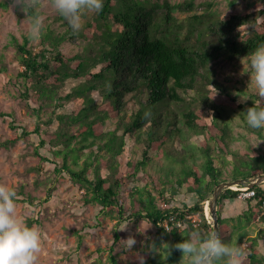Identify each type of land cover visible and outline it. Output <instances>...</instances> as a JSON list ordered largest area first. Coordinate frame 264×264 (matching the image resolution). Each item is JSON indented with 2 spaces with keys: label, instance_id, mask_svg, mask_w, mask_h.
Wrapping results in <instances>:
<instances>
[{
  "label": "trees",
  "instance_id": "1",
  "mask_svg": "<svg viewBox=\"0 0 264 264\" xmlns=\"http://www.w3.org/2000/svg\"><path fill=\"white\" fill-rule=\"evenodd\" d=\"M13 1L0 0V6L8 8ZM193 6L194 0L177 4L167 0L163 3L103 0L102 9L94 10L91 16L86 10L81 13L78 30H73L58 12L54 19L59 24L56 27L48 24L45 30L41 29L37 50L29 45L28 37L22 42L15 39L17 59L22 65L18 71L17 96L34 118L35 126L29 130L25 124L13 123L18 133L8 137L1 146L10 148L20 139L34 145L37 162L30 168L39 174L34 188L40 195L22 184L15 196V200L35 210V214L27 218L29 226L47 216L54 200L60 203L54 191L60 177H66L67 188L75 189L72 192L81 198V206L96 208L98 223L104 216L116 219L113 242L97 249L99 255L104 250L109 251L108 264H120L119 245L128 264H140L139 256L144 257V264H174L183 255L175 244L194 231L201 234L214 231L205 216V202L215 187L225 180L249 179L264 173V148L253 146L250 152L251 143L245 149L232 147L233 127L220 103L212 98L215 91L208 87L212 85L224 92V95L217 93L221 102L243 108L238 110L244 118L243 124L264 137V128H251L245 119V111L249 107L264 106V100L254 97L238 103L239 93L232 94L214 76L211 67L221 55L226 60H240L264 44V19L259 20L264 9L232 11L228 17L193 14L188 30L182 34L184 24L174 23L173 10ZM24 10L32 19L40 15L29 0H24ZM68 39L79 42L78 51L71 53L61 49V44ZM72 79L78 82L65 90ZM197 88L202 107L180 109L184 104H198L184 95ZM130 98L137 106L127 119L126 113L121 112ZM68 102L72 103V110L61 111ZM172 102L177 103L178 108L171 107ZM205 109L211 111L210 122L203 116ZM179 112L190 131L204 134L202 144L183 141ZM111 118L114 128L107 125ZM229 129L231 135H228ZM33 134L38 137L37 141L31 140ZM129 139H134V154L128 155L123 170L120 156ZM160 144L172 152L187 147L193 150V156L188 159L191 164H185L181 172L178 162L171 160L172 166L169 161L171 169L166 178L147 173L149 181L142 186L135 184L129 191V212L122 192L124 185L128 179L146 173L154 155L168 158L164 147L162 151L157 149ZM199 155L201 160L197 158ZM229 164L233 166L231 173ZM104 167L108 168L107 173H103ZM254 189L256 194L246 198L239 197L238 189L222 191L218 204L220 235L222 237L225 229L229 239L232 232L236 234L230 243L241 245L242 241H247L244 247L247 254L242 263L264 264V242L258 241L259 236L249 230L244 233L241 230V227H264L257 226L264 223V212L257 220L263 210L264 183L255 185ZM238 198L244 200L241 206L230 203L231 199ZM162 200L168 202L167 209L175 211L177 220L186 223L184 228L178 227L176 222L170 230L159 226L167 211L160 205ZM195 212L201 217L196 226L187 219L189 213ZM144 219L156 227L154 243L166 242L163 259L151 252L131 253L126 249L127 234L122 233L121 225L126 220L139 225ZM237 229L241 231L239 236ZM76 232L81 240L80 229ZM96 261L101 263L103 259L96 257ZM181 264H187V259Z\"/></svg>",
  "mask_w": 264,
  "mask_h": 264
},
{
  "label": "rangeland",
  "instance_id": "2",
  "mask_svg": "<svg viewBox=\"0 0 264 264\" xmlns=\"http://www.w3.org/2000/svg\"><path fill=\"white\" fill-rule=\"evenodd\" d=\"M150 2L163 3L165 0H148ZM171 4L181 3L187 0H167ZM40 11V17L42 19V28L51 25L56 27L59 21L55 20L58 11L53 7L51 0H29ZM258 4V6H256ZM264 9V0H194V6L191 9H180L176 8L173 10L175 17L174 23L182 26L181 33H185L190 24L191 15L193 14H205L211 13L220 15L222 17H228L232 11H254ZM163 8L160 9L162 11ZM88 15H92L94 10H87ZM82 19V17H81ZM264 19V14H261L259 20ZM32 23V17L27 15L25 10L18 3V0H14L8 8L0 6V184H5L13 188L16 194L20 190V186L25 184V188L32 187L35 194L40 195V192L35 189V181L39 178L37 171L30 168L35 165L37 160L33 154L34 145L31 142H27L23 139L18 140L10 148L1 146V143L6 141L8 137L18 133V129L13 126V123H21L28 126V129H33L35 126L34 118L29 113L27 107L24 105L19 97L17 96V86L19 82L18 71L22 69V65L17 59V50L14 45L15 39L20 42L24 41L26 37L29 38V45L34 46L35 49H39V33L35 38H30L29 29ZM41 31V30H40ZM80 48L79 42H73L68 39L61 44V49L65 52H76ZM211 67L214 71V76L226 85L232 94H238L237 102L244 103L254 97L260 100L264 98L259 97L254 79L251 77V68L249 64V56L244 57L240 60L230 61L226 60L223 55L216 58L212 63ZM78 80H69L65 86V90H69L71 86L76 84ZM216 95L212 94V98L220 103L222 109H224V115L229 120L233 127V148H242L252 146L249 148L250 152H253L254 147L260 146L264 148V137H259L255 131H250L246 128L244 118L238 111L243 109L234 107L229 102H221L218 98V94L224 95V92L216 88L215 86L208 85ZM199 88L190 89L184 95L188 100H196L198 104H184L180 109L186 111L187 109H197V106H201L199 102ZM203 92V91H201ZM134 106H137L135 101L130 98L128 104L122 110L121 113H126L127 119L131 117ZM72 103L68 102L61 109V111L70 112L72 110ZM171 107L178 108L177 103H173ZM202 107V106H201ZM165 111V110H164ZM211 111L204 110V118L210 122ZM180 122L179 125L183 127L184 136L183 141L186 143L202 144L204 134L195 133L190 131L185 123L183 122L182 113L179 112ZM114 119L108 120L107 125L114 128ZM107 126V127H108ZM122 130H119L121 133ZM228 135H231L229 129ZM32 141H37L38 137L33 134L30 135ZM128 137V136H126ZM181 139V138H180ZM179 140V139H178ZM248 140L250 141L248 143ZM179 143L181 141H178ZM134 139L127 141L126 150L120 156L121 167L123 170L126 169L127 157L130 154H134L132 145ZM163 151L168 156L154 155V158L147 165V172L141 174L138 178L128 179L122 190L126 204L131 212V196L129 194L130 189L135 185H144L149 181L150 177L147 173L156 174L167 177V173L170 171V164L174 160L178 162V170L184 172L185 164H191L188 161L193 156V150L178 148L176 150L169 151L165 146L160 144L157 148L159 151ZM168 151V152H167ZM200 152L198 151V154ZM140 154V153H138ZM232 157L231 154L228 155ZM201 160L200 155L197 157ZM172 160V161H171ZM170 161V164L168 162ZM241 161V160H240ZM182 164V165H181ZM174 165L173 163L171 164ZM164 167V168H163ZM229 173L232 170V164L228 165ZM103 173L108 172V168H102ZM68 180L66 177H60L55 193L60 198V203H56V200L51 203L46 217L36 225L40 228L42 233V242L40 252L37 254L36 264H108L107 259L109 255L108 250H104L101 255L97 252L98 248L107 247L111 245L114 239V224L116 219L110 216H104L100 223L95 218L96 208L90 205L88 208L81 206V198L72 191H75L73 187H68ZM18 196V195H17ZM16 201L17 214L24 219L27 223V218L35 214V210L25 204L23 201ZM237 203L238 206L244 203L243 199H231L230 203ZM141 224L126 220L122 225V233H126L127 237L134 236L136 243L128 249L131 253L137 251L151 252L152 255H159L160 258L165 257V245L166 242L161 244H155L154 238L156 236V227L149 220H142ZM264 223H260L257 226H263ZM255 226V225H253ZM225 228V227H223ZM81 231L83 238L79 240V233ZM242 233L250 231L252 235L259 236L258 241L264 242V227H241ZM135 231V232H133ZM240 235V229L235 230ZM229 233L223 229L222 238L226 242L233 241V236L236 234L232 232L229 239ZM247 246L248 243L244 240ZM244 246V247H245ZM120 250L118 256V263L128 264L127 258L122 251V246H117ZM160 253L162 255H160ZM96 257H102L103 261L99 263L96 261ZM187 257H184L179 262L174 264H181ZM242 264H250V261H245Z\"/></svg>",
  "mask_w": 264,
  "mask_h": 264
},
{
  "label": "clouds",
  "instance_id": "3",
  "mask_svg": "<svg viewBox=\"0 0 264 264\" xmlns=\"http://www.w3.org/2000/svg\"><path fill=\"white\" fill-rule=\"evenodd\" d=\"M53 7L72 27L81 26V13L84 10L99 11L103 0H51ZM24 11V0H18ZM42 28V19L36 15L29 29L30 38H35ZM251 77L254 79L259 97L264 98V44L256 47L249 56ZM247 124L254 129L264 128V106L249 107L245 111ZM16 192L13 188L0 184V264H36L37 254L41 249L42 233L38 226H29L16 211ZM130 249L135 237L126 240ZM182 251V259L187 257V264H242L246 256L244 246L226 242L218 231L201 234L194 231L190 236L174 245ZM144 264V257H138Z\"/></svg>",
  "mask_w": 264,
  "mask_h": 264
},
{
  "label": "built area",
  "instance_id": "4",
  "mask_svg": "<svg viewBox=\"0 0 264 264\" xmlns=\"http://www.w3.org/2000/svg\"><path fill=\"white\" fill-rule=\"evenodd\" d=\"M238 190L240 191L239 193V197L240 198H246V197H251L253 195L256 194V190L253 187L250 186H246V185H237ZM160 205L162 208L167 209L169 207L168 202L166 201H161ZM264 212V202H263V210L262 212L258 215L257 220H259L261 214ZM205 216L206 219L209 223L213 224L214 220L212 217V214L210 212V205H209V201L207 200L205 202ZM187 219L189 221V223H192L193 225H198L201 221V217L200 214L198 212L195 213H189L187 215ZM176 222L177 226L180 228H184L186 223L183 222L182 220H177L175 217V211L173 209H167V211L164 213L163 217L161 218V220L159 221V226L163 227L167 230H170L172 228V224Z\"/></svg>",
  "mask_w": 264,
  "mask_h": 264
},
{
  "label": "water",
  "instance_id": "5",
  "mask_svg": "<svg viewBox=\"0 0 264 264\" xmlns=\"http://www.w3.org/2000/svg\"><path fill=\"white\" fill-rule=\"evenodd\" d=\"M263 183H264V173L260 174L256 177L249 178V179L239 178V179L225 180V181L220 182L215 187L210 198L208 199L209 205H210V212H211L213 220H214V222H213L214 230L218 231L219 234L221 233L218 204H219V197L225 188L238 189L237 185H240V184L253 187L255 185H260Z\"/></svg>",
  "mask_w": 264,
  "mask_h": 264
},
{
  "label": "crops",
  "instance_id": "6",
  "mask_svg": "<svg viewBox=\"0 0 264 264\" xmlns=\"http://www.w3.org/2000/svg\"><path fill=\"white\" fill-rule=\"evenodd\" d=\"M230 228H231V227H230ZM243 244H245V242H244V241H242V242H241V245H243ZM244 246H245V245H244Z\"/></svg>",
  "mask_w": 264,
  "mask_h": 264
}]
</instances>
